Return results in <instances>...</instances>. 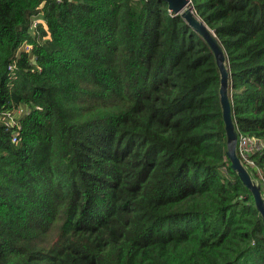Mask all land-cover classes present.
Segmentation results:
<instances>
[{
  "label": "trees",
  "instance_id": "16d2710c",
  "mask_svg": "<svg viewBox=\"0 0 264 264\" xmlns=\"http://www.w3.org/2000/svg\"><path fill=\"white\" fill-rule=\"evenodd\" d=\"M190 4L264 197V0ZM218 88L164 0H0V264H264Z\"/></svg>",
  "mask_w": 264,
  "mask_h": 264
},
{
  "label": "water",
  "instance_id": "95a60500",
  "mask_svg": "<svg viewBox=\"0 0 264 264\" xmlns=\"http://www.w3.org/2000/svg\"><path fill=\"white\" fill-rule=\"evenodd\" d=\"M169 11L179 13L185 22L205 41L212 51L215 65L219 73L218 98L221 108V116L224 124L226 138V156L230 161V167L234 170L242 184L249 189L254 200L255 207L261 215L264 224V197L261 194L260 183L254 180L242 164L236 154V142L238 133L232 117L231 101L229 94V73L225 53L214 32L200 20L190 4V0H164Z\"/></svg>",
  "mask_w": 264,
  "mask_h": 264
},
{
  "label": "built area",
  "instance_id": "2783aa9c",
  "mask_svg": "<svg viewBox=\"0 0 264 264\" xmlns=\"http://www.w3.org/2000/svg\"><path fill=\"white\" fill-rule=\"evenodd\" d=\"M36 24V20L34 25ZM12 141H15V138H12ZM262 149V143L256 138H251L250 140L246 139L242 134H238L236 142V154L241 160V162L247 165H253L254 162L251 159V155ZM255 168V167H254Z\"/></svg>",
  "mask_w": 264,
  "mask_h": 264
},
{
  "label": "rangeland",
  "instance_id": "374dc122",
  "mask_svg": "<svg viewBox=\"0 0 264 264\" xmlns=\"http://www.w3.org/2000/svg\"><path fill=\"white\" fill-rule=\"evenodd\" d=\"M38 19H36V20H40V18L39 17H37Z\"/></svg>",
  "mask_w": 264,
  "mask_h": 264
}]
</instances>
